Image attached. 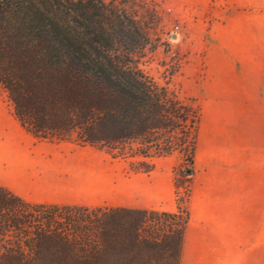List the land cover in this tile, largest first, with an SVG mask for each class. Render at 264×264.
Returning <instances> with one entry per match:
<instances>
[{
	"label": "trees",
	"instance_id": "16d2710c",
	"mask_svg": "<svg viewBox=\"0 0 264 264\" xmlns=\"http://www.w3.org/2000/svg\"><path fill=\"white\" fill-rule=\"evenodd\" d=\"M125 0H0V92L34 138L104 150L136 172L177 154L194 173L201 107L144 67L154 48ZM185 206L32 202L0 185V264H180Z\"/></svg>",
	"mask_w": 264,
	"mask_h": 264
},
{
	"label": "rangeland",
	"instance_id": "374dc122",
	"mask_svg": "<svg viewBox=\"0 0 264 264\" xmlns=\"http://www.w3.org/2000/svg\"><path fill=\"white\" fill-rule=\"evenodd\" d=\"M125 1L142 16L146 6L152 8L155 19L148 34L154 48L146 51L143 67L182 96L199 94L210 50L253 47L249 42L241 46L239 41L245 18H257L256 47L264 48L260 24L264 0ZM226 24L229 31L224 30ZM151 161L150 172H136L128 161L113 158L104 150L36 139L19 125L5 93L0 92V185L26 200L166 211L171 196L176 207L185 206L189 184L182 179L180 156Z\"/></svg>",
	"mask_w": 264,
	"mask_h": 264
},
{
	"label": "crops",
	"instance_id": "0c3cea01",
	"mask_svg": "<svg viewBox=\"0 0 264 264\" xmlns=\"http://www.w3.org/2000/svg\"><path fill=\"white\" fill-rule=\"evenodd\" d=\"M256 21L245 18L239 30L241 46L253 47L210 50L199 94L188 95L201 116L180 264H264V48L256 47ZM260 24L264 30V18ZM166 211H176L171 196Z\"/></svg>",
	"mask_w": 264,
	"mask_h": 264
},
{
	"label": "bare ground",
	"instance_id": "6f19581e",
	"mask_svg": "<svg viewBox=\"0 0 264 264\" xmlns=\"http://www.w3.org/2000/svg\"><path fill=\"white\" fill-rule=\"evenodd\" d=\"M28 153V152H27ZM27 153H25L24 152V154L23 155H25V154H27ZM25 157V156H24ZM27 159V158H26ZM27 161V160H26ZM21 172H23V171H21ZM37 173V172H36ZM15 175H17L16 173H14ZM25 175V174H24ZM30 175V174H29ZM18 177V176H17ZM16 176H15V179L17 178ZM30 177V176H29ZM21 179H22V176L20 177ZM24 179V178H23ZM17 180V179H16ZM12 182H14L13 180H12ZM16 182V181H15Z\"/></svg>",
	"mask_w": 264,
	"mask_h": 264
},
{
	"label": "built area",
	"instance_id": "2783aa9c",
	"mask_svg": "<svg viewBox=\"0 0 264 264\" xmlns=\"http://www.w3.org/2000/svg\"><path fill=\"white\" fill-rule=\"evenodd\" d=\"M176 28H177V26H176Z\"/></svg>",
	"mask_w": 264,
	"mask_h": 264
}]
</instances>
